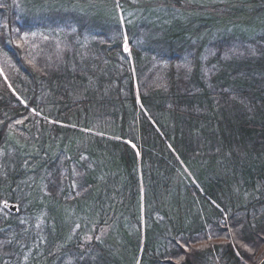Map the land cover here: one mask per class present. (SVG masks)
Returning a JSON list of instances; mask_svg holds the SVG:
<instances>
[{"label": "trees", "instance_id": "1", "mask_svg": "<svg viewBox=\"0 0 264 264\" xmlns=\"http://www.w3.org/2000/svg\"><path fill=\"white\" fill-rule=\"evenodd\" d=\"M34 1L20 0L29 16L42 12L76 29L63 50L45 41L31 60L25 29L0 9V47L14 71L9 81L0 75V149L9 128L25 140L11 170L0 175V206L15 201L11 185L40 180L48 194L42 199L72 206L97 186L99 175L92 180L90 173L106 153V209L93 221L110 229L104 238L82 242L85 222L53 230L45 220L34 240L10 214L12 220L0 221V264H257L264 257V31L249 41L239 32L230 35L249 44L245 56H229L232 40L216 38L214 70L197 58L184 67L179 44L195 41L190 47L199 56L200 38L240 26L253 32L262 21H247L263 18L264 0H236L233 12L222 16L201 7H168L179 0L129 5L160 18L152 41L165 46L168 67L156 87L144 83L134 48L128 58L118 42L98 35L90 57L76 60L83 28L112 21L127 10L124 2L106 0V15L91 17L73 0ZM173 13L186 19H172ZM84 136L96 151L75 147L76 137ZM250 154L263 161L237 164ZM78 188L82 195L74 193ZM27 208L41 212L38 203Z\"/></svg>", "mask_w": 264, "mask_h": 264}, {"label": "rangeland", "instance_id": "2", "mask_svg": "<svg viewBox=\"0 0 264 264\" xmlns=\"http://www.w3.org/2000/svg\"><path fill=\"white\" fill-rule=\"evenodd\" d=\"M42 1L45 0H35L34 2L36 6H40L42 5ZM64 1L68 2L72 0ZM115 1L124 2L123 7L127 10H118L116 15L111 18L112 21H102V26H98L97 28L92 29L85 26L82 30V33L85 34H83L82 38L79 40L80 50L77 54L76 60H84L90 57L91 48L93 47V44H95V41L98 40L96 39V35H98L101 38L106 39V43L108 41L118 42V44L122 48V53H124V56H127L128 58H130L132 55L131 48H134L139 54L138 62H140L142 67H145V71L143 72L144 74L141 75L143 77V81L146 80L144 83H147V85L152 84L156 87L161 78L164 76V73L168 67V64L165 60L167 55L163 51L165 46L162 47L161 45H156L152 41L160 32V18L154 13L143 14L142 12H137L133 9L132 6H129L137 5L138 3H140V1L143 0ZM106 2V0H73V5L79 13H85L93 17V15L98 14V12L106 15ZM8 3L11 4V6ZM168 7L172 8V10L177 9L178 7L184 9L190 7H201L206 13L210 15L219 14L222 16L223 14H227L230 11L233 12L232 9H235L236 7V0H179L177 2H174V4L172 5H168ZM1 8L2 11L7 10L8 14L12 13V16H15L14 19H16L17 26H21L23 29H25L23 30V39L25 40L24 47L27 48L31 60H35V58L40 55V53L42 52L40 49L45 41H49L50 43L55 44V47H58L60 45L59 50H63L66 44L65 37L72 34V32H75L76 29L75 23L66 24L65 22L63 23V21L58 22L54 19L51 20L45 15L43 16L42 12L33 13L29 16V14L23 9L22 5L20 4V0H0V9ZM262 13V19L249 18V20L247 21L250 26L258 23L260 20L262 21L259 26L251 27V29L253 30V32L251 33L249 29L246 30L243 26H240L242 29H239V31L237 30L236 32L231 31V29L229 28L223 33L221 32L220 34H214L212 37L200 38V40L204 43V47L201 48L199 56H196L195 49H191L190 47V45H195V41H191L190 45H188V43L186 44L185 41H180L179 45H181L182 43L183 45L181 46L182 52L181 58H179V60H181V63L184 64V67L188 68L185 64L189 62H191L192 64V62H194V59L197 58L196 60L199 61L200 65L203 68L207 70L212 68L211 70H214L218 67L217 63L213 64V66L210 67L209 65L212 63L213 58L218 57L219 52L214 46L212 47L211 45L219 36L224 37L228 40H232L229 43L230 50L227 51V54L229 56H245L247 48H249V44L245 41H249L254 37V35L264 31V12L262 11L260 14ZM250 14L251 16H253V14L255 13ZM173 15L174 16L172 19H179V21H184L186 19L181 15L179 16V14L173 13ZM254 16H258V14ZM238 17L242 19L241 15H238ZM121 19H123V23H121ZM3 25L4 24L1 21L0 27ZM237 32L245 36L246 40L244 42L239 41V38L232 39L230 37V35L236 34ZM125 37H127V51H125L124 47ZM220 57H222V55ZM12 70V61L10 57L7 56L4 50H2L0 47V75H2L4 78L7 77V80L9 81V77L11 75H13L14 77V71ZM144 83H142V85ZM25 129L26 128H24V130ZM12 131L13 130L9 128L4 146L2 149H0V175L5 174L7 166L9 168L8 170H11L12 158L13 155L18 151L17 148L24 149L23 141L25 140H23V138H21L17 132ZM75 143L76 148H79V146L82 144L86 146L91 152L96 151L95 146L89 143L87 136L80 138L76 137ZM68 144L72 146V143ZM26 150L27 148L25 149V151ZM33 153H35V151H33L32 154ZM249 158L251 161L250 163L256 161L258 162L259 160L263 161V157L261 154L259 155V157L253 154L241 155L239 163L237 164H244L248 161ZM95 160V166L94 168H92L90 177L93 180L96 176L99 175L98 177H96L97 186L91 191L86 192V197H78V199L72 206H69L67 204L50 203L46 199H42L41 197H47L46 195L48 194L44 189L45 183H43L41 180L40 182L36 181L38 183L36 186L30 185L32 182L20 181L19 184L10 186V189L15 194L16 199L13 202H8V204L16 205L17 211L14 213L13 211L8 210L7 207H3L1 205L0 221L8 219L12 220L13 218L9 216L10 214H14V217L16 216V219H13L12 221L18 223L20 227L24 228L26 232L28 230H31L30 233L34 240H39V238H41H38V236H40L42 227L46 224L45 220H48L50 222L53 230H56L57 227L59 229L68 227L71 221H76L78 223L79 221L83 223L85 222V225L80 232V240L82 242H90L92 239H94V236L104 238V236L108 234L107 232H109V226H106V222L105 224L100 225L97 223L98 221L94 222L93 220L97 219L99 215V209H106V172H103L105 171L103 170L104 166H106V153H102L101 156H99V158ZM222 162L223 164L225 163V161ZM61 163L62 159L58 162V164L60 165ZM30 165L34 166L35 164ZM75 173L78 174V172L74 170L73 175H76ZM229 173L230 172H228L227 174L230 175ZM179 175L180 174H178V176ZM83 191V189L78 188L74 193L77 195H82ZM181 199L182 201L185 200L182 197ZM29 202L31 203V205L38 203L41 212L36 213L35 210L30 211V209L27 208L29 206ZM171 209L175 211L174 207H172ZM181 209L183 211L184 207ZM255 210L256 214L261 211L260 208H257ZM243 215L244 212H241L239 214V218L243 219ZM173 216L174 215H171V217ZM54 220L57 222V224ZM21 221H23V223H21ZM77 229H79L78 224H76L75 227L71 229V231H77ZM156 230L159 229L157 228ZM42 240L45 239L43 238ZM81 258L82 257L80 256V259ZM214 264L220 263L214 262Z\"/></svg>", "mask_w": 264, "mask_h": 264}, {"label": "water", "instance_id": "3", "mask_svg": "<svg viewBox=\"0 0 264 264\" xmlns=\"http://www.w3.org/2000/svg\"><path fill=\"white\" fill-rule=\"evenodd\" d=\"M1 205L3 207H7L8 210L13 211L14 213L17 211L16 205L14 204H8L6 202H2ZM258 264H264V257L259 261Z\"/></svg>", "mask_w": 264, "mask_h": 264}, {"label": "snow or ice", "instance_id": "4", "mask_svg": "<svg viewBox=\"0 0 264 264\" xmlns=\"http://www.w3.org/2000/svg\"><path fill=\"white\" fill-rule=\"evenodd\" d=\"M117 6L119 7V5H117ZM121 23H123V19H121ZM33 35H35V34H33ZM124 47H125V51H127L128 50L127 37H125V45H124ZM18 123H19V121H18ZM21 223H23V221H21ZM96 239L99 240L100 238L96 237Z\"/></svg>", "mask_w": 264, "mask_h": 264}, {"label": "bare ground", "instance_id": "5", "mask_svg": "<svg viewBox=\"0 0 264 264\" xmlns=\"http://www.w3.org/2000/svg\"><path fill=\"white\" fill-rule=\"evenodd\" d=\"M258 263H259V262H258ZM258 263H257V264H258Z\"/></svg>", "mask_w": 264, "mask_h": 264}]
</instances>
